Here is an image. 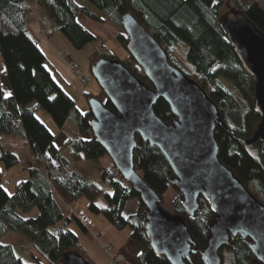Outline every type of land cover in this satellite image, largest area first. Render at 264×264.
I'll return each instance as SVG.
<instances>
[{
  "label": "trees",
  "instance_id": "1",
  "mask_svg": "<svg viewBox=\"0 0 264 264\" xmlns=\"http://www.w3.org/2000/svg\"><path fill=\"white\" fill-rule=\"evenodd\" d=\"M261 0H0V55L5 62L11 95L2 96L0 85V136L20 137L29 144L34 166L28 180L21 181L10 194L4 187L0 169V239L8 232H16L27 239L31 247L47 264H63L67 254L76 253L93 264L81 245L79 237L71 229L75 222L85 234L87 228L75 216H68L58 200L54 187H59L71 200L82 197L88 201V209L103 215L116 229L131 230L130 240L139 247L137 264H170L157 255L151 247L146 230V206L140 194L119 174L116 167H106L101 179L110 185L112 194L90 181L72 167L74 163H101L108 156L93 135L89 139H71L61 147L54 143L55 135L35 116L37 108H43L62 129L76 112L79 133L91 131L92 113H80L74 100L56 83L47 67V58L32 37L28 27L25 8L36 5L48 18L51 34L60 32L82 50L97 45L98 38L86 29L78 17L105 23L107 21L123 29L121 18L131 13L165 49L170 64L194 80L217 105L224 127L217 126L216 139L220 160L234 172L250 192L264 200V140L259 142L260 159L252 156L247 147L260 123L255 109V81L247 73L235 54L223 28L221 8L228 5L230 11L241 12L264 33V10ZM118 42L126 49L127 36L116 34ZM187 46L184 59L176 56L179 45ZM127 51V49H126ZM98 53L94 52L90 63ZM105 58H114L110 53ZM100 58V57H99ZM132 69L140 81L152 88L134 59ZM88 101L96 95L85 93ZM34 107H30L32 103ZM106 107L113 109L106 100ZM155 113L164 122H173L176 117L170 105L159 99ZM134 163L138 173L149 187L164 199L169 190L174 172L162 152L136 137ZM64 148H71V159L62 155ZM6 168L19 162L18 157L4 153ZM1 160V161H2ZM8 182V181H7ZM255 189L256 193L251 190ZM174 188V187H173ZM171 203V212L186 220L196 241L192 255L193 264H203L202 251L207 245L210 226L216 213L208 200L199 199L200 209L194 218L183 207V197L177 191ZM105 196L106 207L96 202ZM136 201L134 213L125 214L128 204ZM163 203V202H162ZM163 207V206H162ZM38 210L35 218H25L21 213ZM167 211V210H166ZM113 247V246H112ZM25 254L26 250L24 249ZM24 254V255H25ZM222 264H255L256 259L243 237L238 236L220 251ZM0 264H23L12 245L0 242ZM34 264H45L35 260Z\"/></svg>",
  "mask_w": 264,
  "mask_h": 264
},
{
  "label": "water",
  "instance_id": "2",
  "mask_svg": "<svg viewBox=\"0 0 264 264\" xmlns=\"http://www.w3.org/2000/svg\"><path fill=\"white\" fill-rule=\"evenodd\" d=\"M223 21V28L244 69L255 81V109L260 123L246 143L260 159L264 140V33L241 12ZM127 52L152 84L148 87L117 58L100 57L91 67L94 79L113 109L97 98L89 101L91 131L111 158L120 176L146 206V230L154 252L170 264H193L196 241L180 216L162 207L163 199L138 173L134 163L136 137L158 148L174 172L171 185L183 197V207L194 218L199 199L208 200L216 213L210 226L203 264H222L220 251L241 236L256 259L264 264V204L219 158L217 126L224 127L217 105L194 80L173 67L165 49L131 13L121 18ZM159 99L171 107L176 119L164 122L154 110ZM4 151L0 145V161ZM63 264H91L76 253Z\"/></svg>",
  "mask_w": 264,
  "mask_h": 264
},
{
  "label": "rangeland",
  "instance_id": "3",
  "mask_svg": "<svg viewBox=\"0 0 264 264\" xmlns=\"http://www.w3.org/2000/svg\"><path fill=\"white\" fill-rule=\"evenodd\" d=\"M261 7L264 10V0H261ZM39 8L34 6H28L25 8V12L28 19V27L31 30L32 37L38 41V46L47 58V67L52 74L53 79L56 83L74 100L75 108L80 113H87L90 110V104L85 96V93H90L91 95H96L98 99L102 102L107 100L106 95L101 90L99 84L94 79L91 72L90 59L94 52L98 53V57L94 58L93 64L96 60L110 53L113 57L119 59L123 63L129 65L132 69L135 66L131 64L129 53L122 47L118 42L116 34H123L127 36L124 30L113 23L107 21L105 23H97L88 20L85 16L80 15L78 21L91 33H93L98 38V44L89 45L82 50L76 49L73 44L66 38V36L60 32H55L51 35L50 28L43 21L40 16L42 13L39 12ZM33 16H38V19H32ZM220 15L222 16V21L227 18H233V14L230 11L228 5L221 8ZM183 44V43H182ZM61 53V54H60ZM187 53V46L185 44L179 45L176 48L175 54L177 57L184 59ZM68 59L72 60L78 67H80V72L75 75L69 68ZM5 71V62L3 57L0 55V85L3 89L9 86V79ZM87 77L89 83L87 85L81 84V78ZM36 103H32L30 107H34ZM36 118L44 124L56 138L55 145L59 147L62 137L65 136L71 139H89L91 137L92 131H88L84 134L79 133L78 122L76 118V112H73L71 118L66 123V126L62 129L58 128L55 124L52 116L43 108H37L35 111ZM60 139V140H59ZM59 140V141H58ZM0 145L4 153L11 152L18 157L19 162L11 168H6L5 162L0 161V169L2 172V179L8 181L7 185H4L6 190L12 194L15 192L16 186L19 182L28 180L30 177V169L34 166L32 153L29 144L20 137H10V136H0ZM62 155L67 159H71V148H64L62 150ZM86 164L74 163L72 167L86 174L87 178L98 184L105 194H112V189L109 184L103 182L99 172H102L106 167H111L113 164L109 156L102 158L101 163L96 164L95 162L87 161ZM56 191L61 194V196H66L65 193L59 188L55 187ZM251 190L256 193L255 189L251 187ZM258 195V193H256ZM176 196V190L170 187L164 196L162 206L165 210L171 212V203ZM259 199L264 201L259 195ZM69 198V197H68ZM70 199V198H69ZM67 211L68 208L63 204V200H60ZM105 196H101L96 204L99 207H106ZM82 222L84 221L89 227L91 235L86 236L77 223H73L70 229L78 235L81 245L87 252L89 260L93 264H111V261L117 262L115 259L116 253H119V249L126 242L131 241L130 235L131 230L126 228L124 230H118L115 227L106 228L109 222L105 219L103 215H96L89 211L88 201L86 198L82 197L78 200H74L70 206ZM138 208L136 201H132L128 204V208L125 212L126 215L134 213ZM70 214H72L70 212ZM25 218H35L38 215V210L33 209L28 213H21ZM2 244L12 245L16 251V254L22 257L23 264H34V261L40 260L47 264L40 255H38L31 247L28 246L29 242L25 237L16 233L8 232L4 237L0 239ZM135 246V253L133 255H128L129 259L133 261V264H137V253H139V247L136 243L131 241ZM112 244L116 250L109 254L105 246ZM111 245V246H112ZM103 246V248H102ZM26 250V254L25 251ZM25 254V255H24ZM120 254V253H119ZM122 255V254H121ZM125 261L122 264H129L128 258L125 255Z\"/></svg>",
  "mask_w": 264,
  "mask_h": 264
},
{
  "label": "crops",
  "instance_id": "4",
  "mask_svg": "<svg viewBox=\"0 0 264 264\" xmlns=\"http://www.w3.org/2000/svg\"><path fill=\"white\" fill-rule=\"evenodd\" d=\"M39 12L40 13H42L40 16L42 17V21L43 22H45L48 18H46L47 17V14L43 11V10H39ZM29 16H27V18H28ZM31 17H32V15H31ZM87 18V17H86ZM32 19H38V16H33L32 17ZM88 19V18H87ZM45 20V21H44ZM88 20H90V19H88ZM90 21H92V20H90ZM50 27V26H49ZM51 30V29H50ZM31 31V30H30ZM51 32V31H50ZM32 34V33H31ZM52 35V34H51ZM1 90H2V96L4 97V98H7V97H9V96H7V93H11V88H10V85L9 86H6L5 87V89H3L2 88V86H1ZM60 140V139H59ZM58 140V141H59ZM68 141V137H62V141H61V143L59 144L60 146L59 147H61V146H63L66 142ZM54 143H56V138H55V140H54ZM86 164L85 162H82V163H78V165L80 164ZM100 173V175H101V172H99ZM84 174V173H83ZM85 176H87L86 174H84ZM6 183H7V181H6ZM5 183V184H6ZM56 187V186H55ZM55 187H54V190H55V193H56V196H57V198H58V200H59V198H60V200H63L62 202H63V204L65 205V206H67V208H68V210L66 211V213L68 214V216H75L76 218H78L77 216H76V214L74 213V211L72 210V209H69V208H71L70 206L72 205V202H73V200H71V199H69L68 198V196L66 197V196H61V194L59 193V192H57L56 191V189H55ZM66 195V194H65ZM70 212L72 213V214H70ZM81 221V220H80ZM82 222V221H81ZM83 224H84V226L87 228V230H88V234H85L84 232V234L88 237V236H90L91 235V232H90V229H89V227H87V224L83 221L82 222ZM110 227H112V225L109 223L108 225H107V227L106 228H108V229H110ZM82 231V230H81ZM110 245H112V244H110ZM113 246V245H112ZM102 248H103V246H102ZM104 249V248H103ZM114 250L115 251H118V250H116L115 249V247L113 246V252H114ZM120 254H122L123 256H127V258H128V262H129V264H133V261L131 260V258L129 259V257H128V255H133L134 253H135V246H134V244L131 242V241H128V242H126L124 245H122V247L119 249V251H118ZM115 253V252H114ZM119 253H116V254H119ZM126 258V257H125ZM125 261H127V260H125ZM125 261H123V262H113V261H111V264H122V263H124ZM126 263V262H125Z\"/></svg>",
  "mask_w": 264,
  "mask_h": 264
},
{
  "label": "built area",
  "instance_id": "5",
  "mask_svg": "<svg viewBox=\"0 0 264 264\" xmlns=\"http://www.w3.org/2000/svg\"><path fill=\"white\" fill-rule=\"evenodd\" d=\"M61 54V53H60ZM68 64H69V68L70 70L75 74L78 75L80 72V67H78L72 60L68 59ZM89 83V79L87 77H82L81 78V84L82 85H87ZM106 251L109 254L113 253V247L111 245H106L105 246ZM115 259L117 262H123L125 260V257L121 254H116Z\"/></svg>",
  "mask_w": 264,
  "mask_h": 264
},
{
  "label": "snow or ice",
  "instance_id": "6",
  "mask_svg": "<svg viewBox=\"0 0 264 264\" xmlns=\"http://www.w3.org/2000/svg\"><path fill=\"white\" fill-rule=\"evenodd\" d=\"M11 93H7V96H10ZM137 255H142V253H137Z\"/></svg>",
  "mask_w": 264,
  "mask_h": 264
}]
</instances>
